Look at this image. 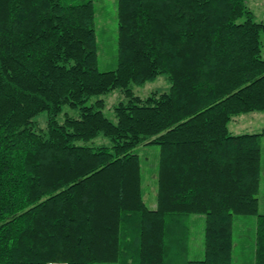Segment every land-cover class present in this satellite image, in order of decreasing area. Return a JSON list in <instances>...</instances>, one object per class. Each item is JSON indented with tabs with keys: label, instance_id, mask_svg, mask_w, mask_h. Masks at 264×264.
<instances>
[{
	"label": "trees",
	"instance_id": "trees-1",
	"mask_svg": "<svg viewBox=\"0 0 264 264\" xmlns=\"http://www.w3.org/2000/svg\"><path fill=\"white\" fill-rule=\"evenodd\" d=\"M247 0H116L117 63L97 69L93 0H0V264H232L233 219L258 213L264 22ZM163 75L167 92L135 96ZM119 90L115 123L100 95ZM76 111L75 116L63 108ZM46 115L44 130L34 118ZM98 136L110 146L78 145ZM157 145L156 205L139 146ZM204 216L189 260L190 216Z\"/></svg>",
	"mask_w": 264,
	"mask_h": 264
},
{
	"label": "rangeland",
	"instance_id": "rangeland-1",
	"mask_svg": "<svg viewBox=\"0 0 264 264\" xmlns=\"http://www.w3.org/2000/svg\"><path fill=\"white\" fill-rule=\"evenodd\" d=\"M247 7L254 15L255 22H264V0H247ZM94 6V33L97 45V69L100 72L112 71L117 63V20L116 0H93ZM261 41L264 42L263 38ZM261 55L264 59V46L261 48ZM170 84L165 76L160 75L153 81L146 82L141 86L132 85L131 89L135 96L145 98L153 92H167ZM97 98L104 101L102 113L111 122L115 123L113 107L124 97L119 90L100 95L87 102L90 105ZM63 113L75 116L76 111L63 108L62 114L57 118L60 124L63 121ZM36 129L44 130L46 115L39 114L34 118ZM231 135L260 133L264 129V111L251 112L233 117L227 125ZM78 145L97 147L110 146L107 138L98 136L90 141H79ZM137 154L142 177L143 201L149 209L156 205V170L159 160V147L157 145L139 146L135 149ZM262 170L259 185L258 213L264 214V137L261 139ZM190 242L189 260H201L203 258V236L204 216H190ZM255 217H235L233 219V261L232 264H253L255 245Z\"/></svg>",
	"mask_w": 264,
	"mask_h": 264
}]
</instances>
